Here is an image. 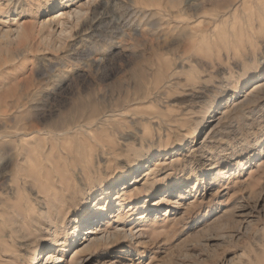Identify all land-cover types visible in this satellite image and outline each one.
<instances>
[{
    "label": "rangeland",
    "instance_id": "obj_1",
    "mask_svg": "<svg viewBox=\"0 0 264 264\" xmlns=\"http://www.w3.org/2000/svg\"><path fill=\"white\" fill-rule=\"evenodd\" d=\"M61 8L75 15L57 41L41 22ZM9 28L21 32L0 38V133L34 136L30 170L40 166L43 148L60 169L57 190H66L71 177L62 181L63 172L73 167L75 148L90 155L95 140L107 139V129L88 136L78 126L102 119L145 134L155 149L137 185L138 175L125 178L108 201L99 192L71 214L70 245L51 251L46 242L40 264L49 254L62 257L52 264H264V0H0V36ZM63 129L71 134L59 133L57 147L52 135ZM15 136L0 151V199L11 205L20 200L12 190H37L14 179L24 144ZM155 161L162 170L150 178L148 196ZM182 180L186 188L177 191ZM93 217L101 222L90 226ZM120 225L135 237L116 236ZM89 230L110 239L76 255ZM19 246L10 248L20 256L8 264H33L32 250Z\"/></svg>",
    "mask_w": 264,
    "mask_h": 264
},
{
    "label": "bare ground",
    "instance_id": "obj_2",
    "mask_svg": "<svg viewBox=\"0 0 264 264\" xmlns=\"http://www.w3.org/2000/svg\"><path fill=\"white\" fill-rule=\"evenodd\" d=\"M52 5L48 6L47 12L45 15L50 14L53 11L54 8ZM70 9H71V7H70ZM74 10L76 11V9H74ZM61 11H62V13L60 15L53 16V17L50 16L49 19L41 22L42 29H44V30L49 29V32H51L50 37L57 39V41L59 39H62V34L64 32H66L67 27L70 26L69 23L71 21L70 20L71 17L73 15H75L74 12L68 11V9H67L68 12H66L64 9L61 8V9H59L58 12H61ZM77 13H79V12H77ZM221 15H223V14H221ZM59 27L62 28V31L60 33H58V31H56V29ZM18 29L20 30V28H18ZM19 32H21V31H19ZM19 32H15V30L13 31L11 28H9L6 31L4 30V34H2L0 36V38L2 40H9V38L11 36H13L14 34L19 36L20 35ZM50 37H49V42H50ZM174 71H175V69H174ZM155 98H157V97H155ZM230 98H232V100H233L234 95L232 94V96ZM238 102H239V100H238ZM12 105H14V104H12ZM180 112H182V111H180ZM184 112H185V110H184ZM4 115H5V113H4ZM124 115H126V114H124ZM136 115H137V113H136ZM153 115L151 114V116H153ZM179 115H182V114L180 113ZM109 116H110V114H109ZM155 116H153V117H155ZM169 116H171V115H169ZM111 117H112V115H111ZM156 117H158V113H157ZM98 119H99V117H98ZM98 119H97V121H98ZM173 119H175V118H170V120L167 122H169V124L175 123ZM147 120H148V118H147ZM160 121H162V120H160ZM65 123H68V122H65ZM69 123H72V122H69ZM131 123H129V124H131ZM110 124H111L110 121H105L102 119L98 123V125L92 126V127H88L86 124L85 125L84 124L79 125V126L75 125V126L79 127V131L77 132V134L82 132L83 134L85 133L88 136H91V134H90L91 132L94 133V132H99V131H103V130L107 129L106 130L107 131V139L106 140H102V139L95 140V145H94L95 149L93 151H90V153H91L90 155H87L86 149L85 150L82 149V146H78L75 148L77 158H75L73 160L74 162L72 161L73 167L69 168V166H68L66 171L63 172L64 179L62 178V181H65V179L68 176L71 177L70 181H68V179H66V182L69 183V187L66 190H64V189L63 190H57L58 187L56 185L57 184L56 177H57V173H59L60 169H58L59 167H54L53 162L51 160L50 153L48 154V156H46L48 151L44 150L43 148H42V151L40 154V159H41L40 163H39L40 166L37 168H33L31 170L29 169V167H28L29 163L33 162V157L31 154V148H33V146H32V144H30V142L34 140V136L31 137L29 135L19 133V132H17V130L12 131V130H10L11 128L8 129V131L5 130L4 132L0 133V151H6L10 145L9 141H7L6 139L11 138L13 135H16L15 137L22 138L21 140L24 142V144L20 149L19 164L16 167V173H15L14 179L16 181H20V180L25 179L26 182H28V183L30 182L32 184L34 189H37V190H30L29 189L30 194H29V192L26 193L25 190H19V189L18 190H12V192H14L20 198L18 204L11 205L12 203L9 204L7 202H4L2 199H0V259H2V260H0V264H8L9 261L14 259L18 255L20 249H18L17 251H14V252H12L10 250V248H12L16 244H19L20 245L19 248H21V249L24 248L25 250H32V255L34 257L33 264H36V263L40 264L41 263V262H39V257L41 255V250L44 249V244L46 242H50L51 251H56V247L62 248V250H65L64 248H66L67 244L70 245L69 240H68V236H67L68 231L66 230V226L68 225V219L70 218L71 214L76 213V212L78 213L79 211H81L82 208L84 207L83 205L87 202L90 204L94 203V201L97 198L96 194L99 192H101V196L108 201L110 199V195H111V191H109V189L114 188L115 186H119L121 184L125 185L126 184L125 178H129V177H133V176L138 175L137 177H134L133 182H132L133 186L138 184V182H139L138 180L141 177V172L150 163L149 162L150 156L153 154L155 149L152 148L153 145L148 140H146L145 134L141 133L142 135H139L140 134L139 132H138L139 134H134V133L133 134H126L124 132H121L119 126H112L111 128H109ZM135 124H137V123H135ZM191 124H193V123H191ZM156 125H157V123H156ZM138 126H140V125H138ZM95 127H96L95 131H92L93 128H95ZM109 129H111V131H108ZM135 131H138V130L136 129ZM203 131L204 130H202L201 132H203ZM211 131H213V130L211 129ZM61 132H63V136L71 134L70 131H67L64 129L55 132L52 135V140L57 142L56 143L57 147H59L58 143L60 142V136H61V134H59V133H61ZM56 133H58V134H56ZM76 139H77V137H76ZM182 143L179 142L176 145V147L173 149H170L168 147L163 148L160 152L161 154L159 155V158H161L162 156L164 157L165 155L167 156V154H169L171 152L173 153V151H175L176 149H179L181 147ZM38 147H40V145ZM17 151H18V149H17ZM157 159H158V157H157ZM151 161H153V160H151ZM158 162H159V160H158ZM162 162H163V160H162ZM155 166L156 167H155L154 171L151 174L146 175V178H147L146 181L147 182L145 184V190H147L148 196H151L155 190L151 187L152 182L150 181V178L154 177V179H155L157 177V175L162 170V166H160V163L156 162ZM44 168H45L46 172L44 171ZM103 171H106L105 175H104ZM222 171H223V169L220 170V172H222ZM127 175H128V177H127ZM178 184H179V187L176 189L177 191L178 190H184L186 188V185H187L185 180L180 181ZM98 187H100V190L97 192ZM167 188H168L167 191L171 190L170 184H168ZM126 189H128V187L127 188L125 187V190ZM136 190H140V189H136ZM5 192H6V190H5ZM129 195H130L129 199L131 200L133 198V196H132L133 194L130 193ZM172 195H173V192H171L169 195H167L168 196L167 200L163 201V203L165 202L163 205L171 203V201L173 199ZM121 198H117V199H121ZM101 200L102 199L98 200V203ZM124 200L125 199L123 197L122 201H124ZM172 203H174V202H172ZM178 203H180V202H178ZM91 206H93V205H91ZM244 207H245V205H244ZM151 208L152 207H148L145 211V214L147 212L149 213V210ZM31 210H33L34 215L30 213ZM94 210L91 209V211H89L88 215H91V213H93ZM104 211H102V212H104ZM250 213H252V212H250ZM85 214H86V211H85ZM236 215H240V214H236ZM119 216H120V214H119ZM35 217H37L38 220H36ZM252 217H253V215H252ZM15 218H19V220L21 222H17L15 220ZM95 218L93 219L94 221L92 222V224L90 226H93L95 223L101 222V220H98L99 218L95 221ZM247 220H249V219H247ZM250 221H252V220H250ZM80 225H81V223L77 222L76 227L74 228V235H75L74 237L75 238H77V236H78L77 234H78V229H79ZM29 226H31L32 229H30ZM245 227H247V226H245ZM126 230L127 229L125 228V226L120 225V226L115 228L114 234L116 236L117 235L118 236H120V235L128 236ZM95 231H99V230L96 229ZM95 231L92 232L91 230H89V231L84 233V235L87 238H83L82 241L84 240L83 244L84 245L86 244V246H84L81 250L80 249L76 250L75 251L76 255L83 254L85 251H87L89 249L90 245H92L94 242L98 243L102 239H104L108 236L107 233H104V234H102V238H99L98 237L99 232L97 233ZM111 235H112V233L110 234V236ZM128 237H131V238L135 237L133 235L132 230L129 231ZM99 239H101V240L98 241ZM109 239H110V237H109ZM107 242H106V244H107ZM76 243H79V242L76 241ZM39 251H40V253H39ZM18 256H20V255H18ZM57 256H59V255H57ZM57 256L55 254H49L47 256L45 262L48 261L47 264H52L53 262H56V261H60V263H62V257L57 258ZM77 258H79V257H77ZM84 263H85V261L83 260L82 263H78V264H84ZM68 264H70V263H68Z\"/></svg>",
    "mask_w": 264,
    "mask_h": 264
}]
</instances>
